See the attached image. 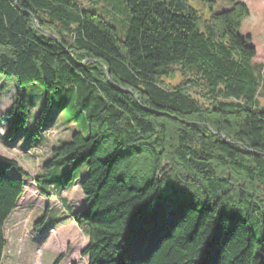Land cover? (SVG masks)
<instances>
[{"label":"trees","instance_id":"trees-1","mask_svg":"<svg viewBox=\"0 0 264 264\" xmlns=\"http://www.w3.org/2000/svg\"><path fill=\"white\" fill-rule=\"evenodd\" d=\"M122 3L120 39L76 0H0V76L19 90L5 116L25 125L20 90L36 86L70 121H86L44 165L60 159L65 184L86 168L83 205L70 215L88 239L80 256L88 264H264V110L257 51L239 35L247 6L232 1L206 21L186 0ZM258 40L264 49V34ZM173 68L191 78L167 87ZM186 83L204 85L211 103L200 105ZM19 174L0 156V264L5 224L24 192ZM39 182L46 199L64 191Z\"/></svg>","mask_w":264,"mask_h":264},{"label":"rangeland","instance_id":"rangeland-1","mask_svg":"<svg viewBox=\"0 0 264 264\" xmlns=\"http://www.w3.org/2000/svg\"><path fill=\"white\" fill-rule=\"evenodd\" d=\"M76 1L82 8L98 14L110 25L115 26L118 37L124 38L125 15L122 0ZM186 1L206 21L210 10L213 13H220L229 9L232 1L241 2L247 6L249 17L243 21L239 35L244 39L251 38V46L257 51L253 61L261 87L257 107L264 110V49L258 40V37L264 34V0H211V3L207 5L197 0ZM187 78L191 77H184L177 68H173V77L164 80V84L169 88L181 86ZM184 88L200 105L207 107L211 103L207 89L201 83H197L195 87L186 83ZM18 93L19 90L13 79L0 76V156L15 161L25 174L17 176L24 181V198L32 197L30 194L37 189L35 186L38 176L39 184L43 189H46L47 183H51L56 189L64 191L51 194L54 198H49L51 200L46 207L47 210L51 208L49 212L44 211L42 201L35 200L32 210L26 214L23 211V216L19 220L21 233H23L21 239L17 234H10L7 230L5 233L7 244L1 264H53L66 247L65 255L71 247L72 253L69 259L73 260L72 263L78 264L83 258L80 255L77 257L76 247L79 239L66 229L72 219L71 212L79 210L83 205L84 196L80 184L87 174L86 168L80 167L65 184L61 178L64 165L60 159L56 158L54 166L48 170L44 169V165L54 157V150L68 143L74 133L84 131L86 121L83 116H78L76 121H70L68 111L61 112L53 98L49 105L46 104L48 99L46 93L36 86H30L20 90L21 97L28 107L26 124L13 126L14 117L5 115L11 110ZM46 105L47 110L41 130L37 131L35 130L36 117ZM60 195L66 201L60 202L62 200L58 198ZM51 229L57 231L56 236L53 231L50 232V235L54 237L51 242L54 249L47 248L44 244L51 237L43 236ZM27 231L31 236L38 234L40 237L32 240L26 235ZM83 236L87 239L84 234Z\"/></svg>","mask_w":264,"mask_h":264},{"label":"crops","instance_id":"crops-1","mask_svg":"<svg viewBox=\"0 0 264 264\" xmlns=\"http://www.w3.org/2000/svg\"><path fill=\"white\" fill-rule=\"evenodd\" d=\"M24 188H25V185H24ZM23 195H24V192H23ZM23 195H22V197L18 201L17 209L11 214V216L9 217V219L7 220V222L5 224V233H7V230H8V233H10V234H17L19 236V239H21V234H23V233H21V228H20L21 226L19 225V220L23 216V211L26 214L29 210H32L31 207H33L32 204H34L35 201H38V202H41L42 201L43 202L42 203L43 204L42 206H44L43 207L44 211L45 212H49L51 210V208L47 210L46 209V207L48 206L47 204H48L49 200H51L52 198H54V196H51V199H46L44 197H41L38 194L37 189H35L33 191V193L31 192L30 196H32V197H29V198L26 197V198H24ZM59 197L62 198L61 195L58 196V198ZM64 201H66V200L64 198H62V200L60 202H64ZM76 211H78V210L72 211L70 215H73ZM70 221L71 222L68 223V226L69 227H67L66 230L67 231L68 230L71 231V233L79 239V244H77V247H76L78 249L77 250V257H78L81 254V252L83 251V249L86 248V246L88 244V239H85V237L83 236L82 231L77 227V225L73 222V220L70 219ZM27 223H29V220H27ZM64 230H65V228H64ZM51 231H53L54 232V235L56 236L57 231L52 230V229L49 230L43 237L50 236L51 238L47 239L44 244L47 245V248L54 249V248H52L53 245L51 243L52 242V239L54 238V237H52L50 235V232ZM26 235H28L29 238H31L32 240H37V238L40 237L38 234H34V235L31 236V235H29L28 231L26 232ZM66 251H67V247L61 253V254L64 255V259H63V261L60 264H74V263H72L73 260H70L69 259L70 255L72 253V248L70 247V251L65 255L64 252H66ZM78 264H88L87 257L82 258L81 262L78 263Z\"/></svg>","mask_w":264,"mask_h":264},{"label":"water","instance_id":"water-1","mask_svg":"<svg viewBox=\"0 0 264 264\" xmlns=\"http://www.w3.org/2000/svg\"><path fill=\"white\" fill-rule=\"evenodd\" d=\"M106 75H107V77H108V71H106ZM118 91H120V89H117ZM208 130H210V128L208 127ZM214 135H215V133H213ZM222 136V135H221ZM222 138H224L223 136H222Z\"/></svg>","mask_w":264,"mask_h":264}]
</instances>
